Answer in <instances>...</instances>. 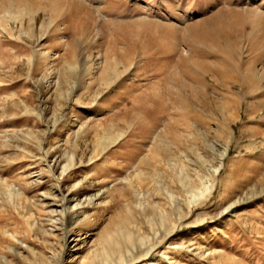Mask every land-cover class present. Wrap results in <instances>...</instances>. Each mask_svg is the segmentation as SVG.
Here are the masks:
<instances>
[{"label":"rangeland","instance_id":"rangeland-1","mask_svg":"<svg viewBox=\"0 0 264 264\" xmlns=\"http://www.w3.org/2000/svg\"><path fill=\"white\" fill-rule=\"evenodd\" d=\"M0 264H264V0H0Z\"/></svg>","mask_w":264,"mask_h":264}]
</instances>
